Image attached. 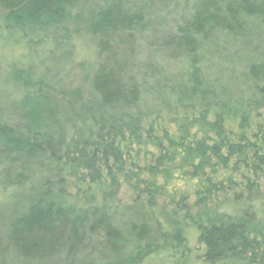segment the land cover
<instances>
[{
  "label": "trees",
  "instance_id": "1",
  "mask_svg": "<svg viewBox=\"0 0 264 264\" xmlns=\"http://www.w3.org/2000/svg\"><path fill=\"white\" fill-rule=\"evenodd\" d=\"M0 36V264H187L179 213L219 195L205 262L264 264L226 125L264 109V0H0Z\"/></svg>",
  "mask_w": 264,
  "mask_h": 264
},
{
  "label": "rangeland",
  "instance_id": "2",
  "mask_svg": "<svg viewBox=\"0 0 264 264\" xmlns=\"http://www.w3.org/2000/svg\"><path fill=\"white\" fill-rule=\"evenodd\" d=\"M163 14V13H162ZM159 15V17L162 16ZM178 15V11L176 12ZM178 17V16H173ZM165 17H161L163 19ZM170 20V19H168ZM1 37V36H0ZM12 48V46H11ZM11 48H5L3 41L0 38V55L9 54ZM3 60L0 62V110L3 113L13 109V106H9V102L14 98L15 89L11 86V75L12 71L8 68V61ZM193 112L184 110H175L170 112H164L160 116L152 119L149 125H152L157 134H162L167 131L170 134H174L173 120L184 115H191ZM246 122V123H245ZM227 128L230 133L243 134V141L241 145L244 146V153L236 158V161L240 163L238 181V194L244 196L245 201H252L253 205H259L256 203L258 197L256 194L264 196V109L259 111L246 114V121L240 118H232L226 121ZM152 155H156L157 152L154 149L149 148ZM152 155H141L135 157L134 154L128 161H144V157H147V162H151ZM235 161V162H236ZM105 182H97L95 184H89V189L92 193H95L100 197L101 192L105 189ZM229 195H219L213 199L208 205L202 208H194L192 211H181L179 213L180 219L183 220V231L182 234L186 239V246L189 251L187 256V264H207L204 256L206 255V247L199 242L201 226L205 221L204 213L207 211H213L220 206H223L228 200ZM119 198L124 203H129L134 198V193L131 189L121 184L119 190ZM246 198H248L246 200ZM232 199V198H230ZM192 204V202H191ZM251 204V205H252ZM264 207V206H263ZM188 214L191 218L188 219ZM199 220L193 221L192 217H198ZM214 216V215H213ZM259 223L256 227L255 232L251 237L258 239L260 243V253L264 254V208L261 214L257 215ZM170 264V263H169Z\"/></svg>",
  "mask_w": 264,
  "mask_h": 264
}]
</instances>
